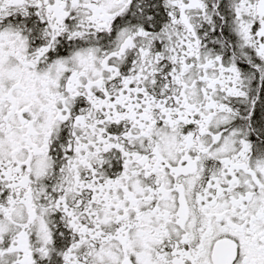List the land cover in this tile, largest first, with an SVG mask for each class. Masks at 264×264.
<instances>
[{"label": "snow or ice", "instance_id": "snow-or-ice-1", "mask_svg": "<svg viewBox=\"0 0 264 264\" xmlns=\"http://www.w3.org/2000/svg\"><path fill=\"white\" fill-rule=\"evenodd\" d=\"M0 264H264V0H0Z\"/></svg>", "mask_w": 264, "mask_h": 264}]
</instances>
